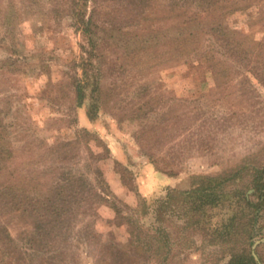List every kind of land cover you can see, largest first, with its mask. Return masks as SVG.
<instances>
[{"label":"rangeland","instance_id":"1","mask_svg":"<svg viewBox=\"0 0 264 264\" xmlns=\"http://www.w3.org/2000/svg\"><path fill=\"white\" fill-rule=\"evenodd\" d=\"M235 1L207 13L105 0L85 33L71 0H0V264H228L243 252L242 237L217 232L232 210L195 223L169 196L229 192L250 182H220L228 174L264 168V73L252 68L264 69V5ZM59 191L64 213L41 218Z\"/></svg>","mask_w":264,"mask_h":264},{"label":"trees","instance_id":"2","mask_svg":"<svg viewBox=\"0 0 264 264\" xmlns=\"http://www.w3.org/2000/svg\"><path fill=\"white\" fill-rule=\"evenodd\" d=\"M75 5L79 4V8L77 15L79 16V28H82L85 33L90 32L93 30V28H99V25L97 23L99 16L103 12L104 3L105 0H71ZM186 1L189 6L195 5L197 8L202 10L203 12H211L212 10L219 9L223 4H225L228 0H178ZM235 1V0H234ZM258 1V4L264 5V0H254ZM236 2V1H235ZM91 4V5H89ZM82 25V27H81ZM227 45H234L236 46V43H232L231 40L228 38V40H224ZM233 51L230 52V58L232 59H240L242 58L239 51L236 49H232ZM90 56L94 55V48H92L90 51L87 49V51ZM262 66L260 64L252 67L254 73H264V69L261 68ZM87 70V68H86ZM251 71V72H253ZM88 74V73H86ZM97 80V79H96ZM99 80V78H98ZM91 81V79H90ZM89 83V81H88ZM98 81L95 82L96 87L94 86L93 92L96 93L99 90V85L97 86ZM82 85L79 83L77 85V92L80 91L78 98L81 100L84 99V93L82 91ZM92 112H90V115ZM242 170H238L233 174H228L227 177L222 179V183H229V182H238L241 178H248L249 182L241 187H236V189L229 190V192H220L217 193L215 189L207 187H201L198 189H191L186 191H176V193L173 194V192H170V199L172 201V204H176L177 202H184L186 203V212L190 213V215H199L197 220H195V223H199L201 221L205 222L208 220L206 218V214L209 213L213 208L219 206H226L232 212L228 216L227 220L224 221L220 227L217 228V232L219 231V236L223 239L224 242L227 243H233L236 242V239L241 238L243 240L244 244V250L243 252L238 251H232L231 253V259L228 264H259L256 260L254 253L252 251V239L255 229V222L257 217V210L261 207L262 202H255L251 197L249 198L248 190L250 188L255 189V193L253 195H257V193L260 191H263L264 189V181H262V177H264V168L257 169L255 172H252L249 170V168H245L246 171L243 173ZM252 175V179H251ZM251 180V181H250ZM208 182V180H206ZM214 179H209V183H214ZM216 186V185H215ZM214 186V187H215ZM63 187V186H62ZM71 189V193H73V196L77 197L80 192V186L78 182V177H75V179L70 183L69 186ZM82 191V190H81ZM61 191H59L57 202L54 203L51 200H45L42 206V209L39 210V216L41 218H47L49 215H56L60 216L62 213H64V207L61 204L62 201H65L67 199L68 194L65 192V195H63ZM82 196V192H81ZM47 201H49L47 203ZM191 218V217H190ZM240 233L243 236H239ZM216 237V236H215ZM236 248V246L234 245Z\"/></svg>","mask_w":264,"mask_h":264}]
</instances>
